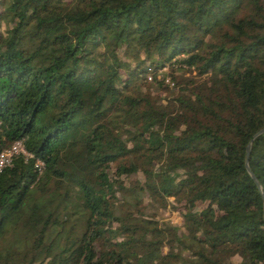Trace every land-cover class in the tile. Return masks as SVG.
Listing matches in <instances>:
<instances>
[{"label":"trees","instance_id":"trees-1","mask_svg":"<svg viewBox=\"0 0 264 264\" xmlns=\"http://www.w3.org/2000/svg\"><path fill=\"white\" fill-rule=\"evenodd\" d=\"M0 7V151L32 155L0 172V264H264V0ZM145 194L183 202L185 233Z\"/></svg>","mask_w":264,"mask_h":264},{"label":"rangeland","instance_id":"rangeland-1","mask_svg":"<svg viewBox=\"0 0 264 264\" xmlns=\"http://www.w3.org/2000/svg\"><path fill=\"white\" fill-rule=\"evenodd\" d=\"M1 8V7H0ZM7 22L5 21V24L2 23L1 27H0V31L4 30V28L6 27ZM167 72V69H163L162 72ZM149 77H151V75H148ZM147 76V80L148 79ZM161 76V75H160ZM158 76V78L160 77ZM151 92L154 96H160L161 98H166V97H170L172 91H174V87L170 84L169 87L167 89H160L158 88V86L153 83L150 87ZM124 182L126 183V185H131V184H135V182H143V176L141 174V172H138L137 174L128 176L123 178ZM115 198L117 199V203L119 204V191L115 192ZM74 202H72L71 204H69L68 206V211L70 213L75 212L77 209L81 208V203L80 200L77 198H74L73 200ZM143 204L147 207L144 210V214L146 218H150L152 216V213H154V219L158 221L159 226L163 227V228H177V235L181 236L182 234L185 233V228H184V218H183V213L185 211L184 209V203L181 201H177V199L175 197H167L166 199V206L164 208H158V204H156V202L153 201V199L150 198L149 194H145L143 197ZM199 208H201V205H198ZM115 226L117 227L118 224L115 223ZM83 231V218L82 215H77V214H71L69 220L66 221L65 224V229H64V235L61 239V241H64V237L66 235H69L72 238L77 237L78 235H80ZM174 244V252L179 254L180 256H182V258H184L185 260H190V257L187 256V252L182 251L179 252V247L177 245V243H173ZM168 245L163 246L162 251L163 254H166L168 252ZM230 260L232 261L233 264H241V259L239 256H231Z\"/></svg>","mask_w":264,"mask_h":264},{"label":"built area","instance_id":"built-area-1","mask_svg":"<svg viewBox=\"0 0 264 264\" xmlns=\"http://www.w3.org/2000/svg\"><path fill=\"white\" fill-rule=\"evenodd\" d=\"M0 12H1V8H0ZM148 79L150 80L151 77L148 76ZM166 81H168V80H166ZM19 154H24L27 157L32 156L31 154L26 152V150L24 149V145H23L22 140L15 141L8 148L0 151V172L4 168L11 166L13 158ZM42 164L43 163L40 160L36 161V166H38L39 169H41Z\"/></svg>","mask_w":264,"mask_h":264},{"label":"water","instance_id":"water-1","mask_svg":"<svg viewBox=\"0 0 264 264\" xmlns=\"http://www.w3.org/2000/svg\"><path fill=\"white\" fill-rule=\"evenodd\" d=\"M264 131V128L259 130L258 132H256L254 135H253V138H255L257 135H259L260 133H262ZM251 143V141H250ZM250 143L249 145L247 146L246 148V157H245V167L248 171V173L250 174V176L252 177V179L254 180L255 184L257 185L258 189L261 191V187H260V184L259 182L257 181V179L255 178V176L253 175V173L251 172V170L249 169L248 167V156H249V151H250Z\"/></svg>","mask_w":264,"mask_h":264}]
</instances>
